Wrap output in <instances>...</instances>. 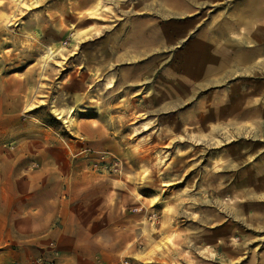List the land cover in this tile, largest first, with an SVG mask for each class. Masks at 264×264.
<instances>
[{"label":"rangeland","instance_id":"1","mask_svg":"<svg viewBox=\"0 0 264 264\" xmlns=\"http://www.w3.org/2000/svg\"><path fill=\"white\" fill-rule=\"evenodd\" d=\"M241 1L0 0V188L126 231L104 264H264V41L217 29Z\"/></svg>","mask_w":264,"mask_h":264},{"label":"crops","instance_id":"2","mask_svg":"<svg viewBox=\"0 0 264 264\" xmlns=\"http://www.w3.org/2000/svg\"><path fill=\"white\" fill-rule=\"evenodd\" d=\"M235 5L229 20L220 24L218 31L223 32V25L230 24L234 28L244 24L246 34L252 37L256 34L257 39L264 41V0H242ZM135 19L132 20L134 25ZM255 23L260 27L253 28ZM136 31L140 29H133L132 34ZM138 43L140 41L135 42L133 47ZM151 45L152 42H148L139 46L149 48ZM249 53L245 54L246 61L249 60ZM214 54L213 66L204 67L209 74L221 71L218 54ZM184 56L180 57L175 69L177 77L190 64ZM189 60L197 61L194 58ZM155 62L153 56L145 65L151 69ZM168 72H171L168 68L163 72L165 82ZM25 182L32 187L21 193L14 191V178L6 177L1 182L4 187L0 188V199L6 201V206L0 210V264L26 263L42 255L54 256L56 264H104L107 252L116 256L131 243L126 231H117L115 226L103 227L102 222L93 226L91 218L79 210L77 203L70 204V199L64 200L65 196L54 200L38 182L31 183L29 179Z\"/></svg>","mask_w":264,"mask_h":264},{"label":"built area","instance_id":"3","mask_svg":"<svg viewBox=\"0 0 264 264\" xmlns=\"http://www.w3.org/2000/svg\"><path fill=\"white\" fill-rule=\"evenodd\" d=\"M15 264H56L55 257L52 255H42L28 260L26 263Z\"/></svg>","mask_w":264,"mask_h":264}]
</instances>
